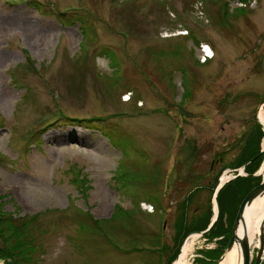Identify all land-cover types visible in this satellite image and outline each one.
Instances as JSON below:
<instances>
[{
	"label": "rangeland",
	"instance_id": "obj_1",
	"mask_svg": "<svg viewBox=\"0 0 264 264\" xmlns=\"http://www.w3.org/2000/svg\"><path fill=\"white\" fill-rule=\"evenodd\" d=\"M263 99L264 0H0V208L35 264H168Z\"/></svg>",
	"mask_w": 264,
	"mask_h": 264
},
{
	"label": "trees",
	"instance_id": "obj_2",
	"mask_svg": "<svg viewBox=\"0 0 264 264\" xmlns=\"http://www.w3.org/2000/svg\"><path fill=\"white\" fill-rule=\"evenodd\" d=\"M244 1V0H242ZM247 0H245V3ZM68 16V17H67ZM65 18L72 19L75 14L67 15ZM77 20V19H76ZM264 137V129L259 124L255 133L251 134L247 142L244 145V154L241 156L240 163L247 164L245 172L247 175H238L229 182H226L218 192V202L220 206V213L215 224L207 231L204 236L209 238H219V247L215 250H210V254L214 256H208V261L216 262L224 252L231 236L234 220L236 218L240 204L242 203L245 196L253 189L255 186L260 184L262 177L260 175L255 176L254 173L260 168L264 161V154L260 153V141ZM81 179L80 177H78ZM219 177L215 178L213 186H208L211 192L214 194V187L218 182ZM84 181V180H83ZM84 183V182H83ZM85 186V183L83 184ZM83 190V188H82ZM201 190L200 187H195L188 194L185 202L192 201L194 196ZM212 194V195H213ZM211 213V211H210ZM211 214L207 215L205 220L202 222L205 230L208 228ZM183 217V216H182ZM16 218L12 216H5L0 208V235L2 236L5 246H0V258L6 259V264H35L32 262L34 258L30 255L35 251L34 246L31 242H28L25 238L27 231V222L18 224L15 221ZM98 222V219H94ZM197 221V219L195 220ZM209 224V225H208ZM95 225V223H94ZM176 238L179 243L176 244L173 249L171 258L168 264H172L180 253L182 243L184 242L186 236L189 234L187 228L189 226L186 217L181 218L180 222L176 225ZM183 232V234H182ZM182 236V237H181ZM215 253V254H214ZM14 259V261H12Z\"/></svg>",
	"mask_w": 264,
	"mask_h": 264
},
{
	"label": "bare ground",
	"instance_id": "obj_3",
	"mask_svg": "<svg viewBox=\"0 0 264 264\" xmlns=\"http://www.w3.org/2000/svg\"><path fill=\"white\" fill-rule=\"evenodd\" d=\"M206 52L207 53L205 54V56L214 55L211 47H208L206 49ZM260 118L262 121L264 120L263 111L260 112ZM261 173L264 175V166L261 169ZM227 179V174L222 176V181L225 182V180ZM262 229L264 230V194L258 196L250 205L247 206L243 219L240 223L239 234L243 235V233L245 232V235H247L250 240L251 247L260 246V235ZM199 237L200 234L195 233L187 239L174 264H192L190 256L194 252L195 245ZM242 263V251L241 245L239 243H236V245H234L230 250H228L224 258L220 261V264Z\"/></svg>",
	"mask_w": 264,
	"mask_h": 264
},
{
	"label": "water",
	"instance_id": "obj_4",
	"mask_svg": "<svg viewBox=\"0 0 264 264\" xmlns=\"http://www.w3.org/2000/svg\"><path fill=\"white\" fill-rule=\"evenodd\" d=\"M261 153H264V149H262ZM249 162H247V163H249ZM245 165L242 167V169H241L242 171L245 170ZM263 166H264V163L262 164L260 169L256 173H254L255 176L262 174L261 169ZM238 175H242V174L238 173L234 177H236ZM222 183H223L222 178H220L214 187V195L213 196H214V203H215L214 209L215 210H214V216L212 218V221H211L210 225L208 226V228L201 231L200 234H204L205 232L209 231V229L217 221L218 215L220 213V207H219V202H218V191L222 187V185H223ZM262 194H264V175L262 176V180H261L260 184H258L253 189H251V191L245 196L242 203L240 204L236 218L234 220V224H233V228H232V236H231V238L228 242V245L225 249V253L221 257V260L224 258L225 254L227 253L228 250H230L234 245H236V243H239L241 245V251H242V258H243L242 264H252L253 256H252V249H251L250 240H249L248 236L245 235V232L243 233V235H240L239 229H240V223L243 219V216H244V213H245L247 206L250 205L254 201V199H256L258 196H260ZM187 239L185 240V242L187 241ZM185 242H184V244H185ZM184 244H183V246H184ZM260 244L261 245L259 246V249L257 250L256 255L254 257V259H255L254 264H261L262 260L264 258V245H263L264 244V230L263 229H262L261 235H260ZM174 262H173V264H174Z\"/></svg>",
	"mask_w": 264,
	"mask_h": 264
}]
</instances>
